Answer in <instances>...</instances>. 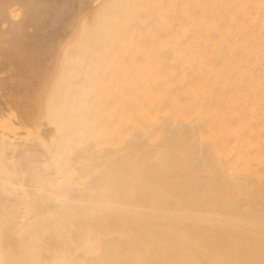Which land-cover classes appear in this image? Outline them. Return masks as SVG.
<instances>
[{"label": "bare ground", "instance_id": "1", "mask_svg": "<svg viewBox=\"0 0 264 264\" xmlns=\"http://www.w3.org/2000/svg\"><path fill=\"white\" fill-rule=\"evenodd\" d=\"M0 264H264V0H0Z\"/></svg>", "mask_w": 264, "mask_h": 264}]
</instances>
